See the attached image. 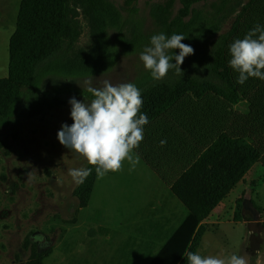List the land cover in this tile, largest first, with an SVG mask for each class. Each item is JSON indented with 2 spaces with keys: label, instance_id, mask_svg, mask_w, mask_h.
Wrapping results in <instances>:
<instances>
[{
  "label": "trees",
  "instance_id": "16d2710c",
  "mask_svg": "<svg viewBox=\"0 0 264 264\" xmlns=\"http://www.w3.org/2000/svg\"><path fill=\"white\" fill-rule=\"evenodd\" d=\"M126 1L135 10L133 6L137 0ZM202 1L181 0L182 7L174 17L172 2L153 6L158 31L145 33L140 23L125 18L122 11L108 0H22L16 31L10 39L9 75L0 78V124L11 123L15 105L24 89H39L45 75L100 72L114 63L115 46L127 53H135L150 46V39L156 34L185 37L182 43L191 46L194 54L187 56L181 65L182 76L170 71L162 81H154L148 71L134 83L143 100L140 112L147 114L149 121L144 126V134L152 127H163L164 131L172 132L168 122L164 121L171 114L173 133L180 134L184 141L191 137H194L192 140L204 139L207 145L172 186L173 193L188 208L189 216L150 264H187L184 252H197L208 229L204 222L263 155L257 148L256 132L264 121V80L249 78L254 82L252 90L246 93L241 90V84L237 83L238 74L233 75L228 62L231 58L229 46L242 29L243 15L249 13L254 23L263 21L264 0H250L230 29L220 35L221 29L215 21L207 27L201 23L202 11L194 6ZM223 8L224 4H221L217 9L221 11ZM80 9L88 10L92 45L89 50L82 49L68 57L81 35L77 25ZM174 52L178 55L179 49L170 50L169 54ZM86 96L93 99L88 92ZM210 96L231 105L248 97L250 112L228 115L231 126H225L226 112H211L205 109L211 106L201 104ZM43 101L50 102L51 97L41 98L40 104ZM47 104L51 110L58 107ZM4 107L6 109L2 112ZM204 129L209 132L205 134ZM189 145H193L191 140ZM135 150L147 159L140 145ZM87 168H91V174L75 191L77 211L89 205L97 182L95 168L91 165ZM240 213L235 212L236 222L240 220ZM69 222L76 223L77 218ZM31 243L26 264H44L52 249L39 250L35 243Z\"/></svg>",
  "mask_w": 264,
  "mask_h": 264
},
{
  "label": "rangeland",
  "instance_id": "374dc122",
  "mask_svg": "<svg viewBox=\"0 0 264 264\" xmlns=\"http://www.w3.org/2000/svg\"><path fill=\"white\" fill-rule=\"evenodd\" d=\"M108 1L121 10L125 18H133L140 23L145 33L158 31L153 6H164L172 2L173 17L182 7L181 0H137L133 6L135 10L126 0ZM249 1L204 0L194 7L202 11L200 16L203 25L207 27L213 21L219 24L221 30L218 35H220L230 29L243 6ZM21 2L22 0H0V78L9 75L10 39L16 31ZM221 4H224V8L218 11L217 8ZM78 13L77 25L81 29V35L74 42V50H71L68 57L79 50H89L92 45L88 10L80 9ZM242 19V29L235 36V40L243 39L257 24L264 28V20L254 23L255 20L249 13L244 14ZM251 23L254 24L249 26ZM112 37L114 38V34ZM142 51L143 49L135 53H127L115 46L114 63L105 70L84 75L51 73L43 76L39 89H24L15 105L13 122L0 124V264H23V262L26 264L31 254V242H33L31 236L34 234L41 237V240L46 238L44 250L52 249L44 264L60 263L59 252L56 257L52 256L65 235L66 225L81 224L79 216L82 209L77 211L78 199L75 195L79 184L68 175V169L88 166L82 157L75 156L58 140V132L62 125L71 126L74 123L69 101L73 97L80 102H86L85 97L88 101L91 100L86 96L87 91L83 90L88 81L93 87H101L104 80L110 81L113 85L136 83L148 72L139 59ZM232 73L234 76L238 74L234 70ZM258 80L261 79L254 78V81ZM253 82L247 80L241 85V90L249 93ZM43 97H51V101H43L40 104V99ZM47 103H53L58 107L48 109ZM201 104L211 106V112H226L223 118L225 126H231L228 115H247L250 112L248 97L237 105H231L216 96L215 98L210 96ZM5 109L6 107L2 112ZM256 136L257 148L263 154L260 162L222 202L230 205L238 198L242 200L238 199L240 204L236 211L242 213L240 220L236 222L234 219L236 210L234 202L225 211L223 222L211 229L216 235L214 237L207 235L202 249L197 250L201 255L246 256L249 258V264H256L257 251L264 252V223L244 222L245 219L251 221L255 217L256 221H261L257 212L264 220V121L259 125ZM142 165L145 167L140 161L135 170L130 172V165L126 161L121 171L115 175H105L100 184L102 187L107 186L106 190L114 193L117 183L119 196L127 191L137 192L135 182H139L144 170ZM30 171L35 173L31 180L27 176ZM148 171L155 176L152 170ZM244 188L246 191H243ZM246 197L251 199L253 207ZM93 208L91 203L84 210L89 211ZM110 208L123 211L122 202L117 201L111 204ZM74 217L77 218V222H69Z\"/></svg>",
  "mask_w": 264,
  "mask_h": 264
},
{
  "label": "crops",
  "instance_id": "0c3cea01",
  "mask_svg": "<svg viewBox=\"0 0 264 264\" xmlns=\"http://www.w3.org/2000/svg\"><path fill=\"white\" fill-rule=\"evenodd\" d=\"M205 109L211 111V108ZM164 121L168 122V128L172 132L169 133L168 129L164 131L163 127H152L144 134L140 148L147 159L134 150L146 167L142 165L144 170L139 182H135L137 192L127 191L119 196L117 183L116 192L111 193L106 190L107 186H101V179H97L86 207L93 203L94 208L89 211L83 208L80 211L81 224L66 225L65 235L52 256L56 257L59 252V264H150L187 219L190 212L173 193L172 186L189 165L198 159L207 145L204 139L192 140L194 137H191L184 141L180 134L173 133L174 126L170 127L171 114ZM203 132L206 134L209 130L204 129ZM161 140H166V144L161 146ZM190 140L193 143L191 146ZM148 170H152L155 176ZM117 173L110 172L106 175ZM238 199L230 204L236 203L235 212L240 204ZM246 199L253 207L251 199ZM117 201L122 202L123 211L110 208ZM230 205L222 203L204 222L208 229L203 235L199 250L206 242L207 235H216L211 229L223 222L224 213ZM257 214L260 219L258 212ZM244 222L258 224L264 223V220L256 221L255 217L251 221L245 219Z\"/></svg>",
  "mask_w": 264,
  "mask_h": 264
},
{
  "label": "clouds",
  "instance_id": "9594fccd",
  "mask_svg": "<svg viewBox=\"0 0 264 264\" xmlns=\"http://www.w3.org/2000/svg\"><path fill=\"white\" fill-rule=\"evenodd\" d=\"M184 39L180 34L167 37L160 33L151 37L150 46L143 49L139 59L154 81H162L170 71L176 76L183 75L181 65L187 56L194 54L191 46L182 43ZM176 49H179L178 55L169 54ZM229 52L228 63L238 73L237 83L243 85L249 78L264 80V28L255 25L243 39L229 46ZM83 90L93 99L88 101L85 97L86 102L75 97L70 99L74 123L62 125L58 132L60 144L94 167L97 179L121 171L125 161L130 165L129 171H134L140 163L134 150L143 141L144 126L149 122L147 114L140 112L143 105L140 90L133 83L113 85L108 80H104L101 87H93L88 81ZM160 144L165 145L166 140H161ZM90 174L91 168L68 169V175L76 184H82ZM34 175L32 171L27 173L29 180ZM184 256L187 264H249L248 257L238 255L205 256L186 250ZM256 256V264H262L264 252L258 250Z\"/></svg>",
  "mask_w": 264,
  "mask_h": 264
},
{
  "label": "flooded vegetation",
  "instance_id": "af4514ba",
  "mask_svg": "<svg viewBox=\"0 0 264 264\" xmlns=\"http://www.w3.org/2000/svg\"><path fill=\"white\" fill-rule=\"evenodd\" d=\"M35 243V245L37 246V248L39 249V250H44L45 249V246H46V243H47V240H46V238L44 237V239L43 240H41L40 242H34ZM22 264V263H21ZM23 264H25L24 262H23Z\"/></svg>",
  "mask_w": 264,
  "mask_h": 264
},
{
  "label": "water",
  "instance_id": "95a60500",
  "mask_svg": "<svg viewBox=\"0 0 264 264\" xmlns=\"http://www.w3.org/2000/svg\"><path fill=\"white\" fill-rule=\"evenodd\" d=\"M37 234H34L31 236V240L34 242H40L41 241V237L36 236Z\"/></svg>",
  "mask_w": 264,
  "mask_h": 264
}]
</instances>
